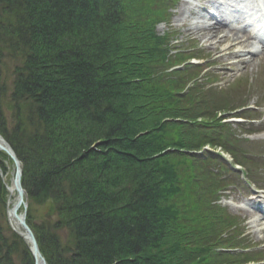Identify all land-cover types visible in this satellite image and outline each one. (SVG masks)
I'll return each instance as SVG.
<instances>
[{"label":"trees","instance_id":"trees-1","mask_svg":"<svg viewBox=\"0 0 264 264\" xmlns=\"http://www.w3.org/2000/svg\"><path fill=\"white\" fill-rule=\"evenodd\" d=\"M172 2L0 0V135L47 264L217 262L230 219L203 153L188 151L223 146L210 122L222 107L168 72L183 58L155 26ZM6 194L0 176V264H33Z\"/></svg>","mask_w":264,"mask_h":264},{"label":"rangeland","instance_id":"rangeland-1","mask_svg":"<svg viewBox=\"0 0 264 264\" xmlns=\"http://www.w3.org/2000/svg\"><path fill=\"white\" fill-rule=\"evenodd\" d=\"M236 1L237 0H178L176 8L174 9V16L171 23L172 30L169 31L174 33H170V36H174V42H177L181 48L196 47V52L194 53L201 57V60H192V62L200 65V67L196 68V70L206 67L205 65H210V67L205 70V76L203 77V80L211 82L213 78H216L218 80L212 85H220V87L210 88H216L215 91L212 90L209 93V95L211 94V99L215 97L217 101H220V99L226 98L225 96H228L227 99L229 100V105H227V107L236 106L240 103H246L247 100L250 106L255 103L262 105L264 104V52L258 56H251L250 54L244 52V47L235 46L233 51H238V53L236 55L234 54L233 57L227 60V62H235V64L233 65L232 69L226 70L221 65L215 63L211 65V63L216 61L215 58L219 55L218 51L226 47V45H228L230 42L227 40L218 42V37L217 39L215 38L212 40V48H210L206 46V43L203 40L206 37L205 31L201 30L199 34L200 37L194 34L195 32L193 30H191L193 33L188 31L190 28L193 29L197 28L198 26L204 28V23H209L212 18V16H207V14L210 12L217 13V9H221L222 6L227 7V4H232L236 7L239 5V2ZM245 1L246 0H242L240 7H243ZM191 7H203L205 10L203 9L201 14H193L191 12L187 13L186 11ZM197 10L198 9H195V13L198 12ZM165 31H168L167 26L161 24L157 27L158 33L162 34ZM167 35L169 36L168 32ZM239 38L245 39L243 34H239ZM247 45L251 44L247 43ZM238 57L241 58L239 62L237 61ZM247 81L249 82V86L246 85ZM220 90L225 91V93L222 94ZM255 113H257L256 115L260 116L259 120L254 121L253 125L244 127L243 131L250 129L256 132L264 129V106L258 109ZM225 120L228 124L227 126L231 128L232 131L235 129L238 133L242 132V129H240V124L243 123L242 118H227ZM246 136H249V138H246ZM0 137L3 138L1 135ZM240 137L243 139H241L239 143H235V153L237 152L236 154H239L243 163L249 167L247 170L251 178H255V185H250L247 180H245V176L241 173V171L237 173L236 171L230 169L229 165H227L229 170H222V178H228L226 180V184L228 185H224L227 190L224 192L220 202L222 205L227 206V210L225 211L226 215L232 216L233 219L237 218L238 228L236 230L223 228L222 232L220 233H223V235L226 236L227 241H230L232 244L237 245L238 247L254 245L257 246L258 249L262 250L261 256L263 257H255L256 259L260 260L258 263L254 261H249L246 263L244 262L246 261L245 258H239V255L235 264H264V230L259 227L260 221L258 222V218L262 217L263 209L254 206H246L249 209L247 212L238 209L239 203L245 204V201L248 199H252L253 202L255 201V204L264 200V130L251 135L244 133L241 134ZM205 147L208 148L207 146ZM240 149L243 151H240ZM213 151L222 153L224 156H226V158H228V155H230L229 153H227V155L221 152L218 147ZM2 153H4L9 159V161H4L6 166L4 168V172L2 171L3 174H5L6 180L9 181L14 174V163L11 157L1 149L0 161L3 160ZM261 158L263 159V163L260 162ZM251 171H254V176L251 175ZM257 187H260L261 190H258ZM8 196L9 195L7 194V198ZM20 210H22V207ZM10 231L16 233V231H12L11 229ZM20 236H22L24 239L23 235L20 234ZM227 250L228 249H221L220 254L222 256H227L228 254L231 256V254H234L233 252H239H229ZM18 256V253L13 255L15 264H21ZM224 261L225 259H222V263ZM229 262L230 259L227 260L226 264H229Z\"/></svg>","mask_w":264,"mask_h":264},{"label":"bare ground","instance_id":"bare-ground-1","mask_svg":"<svg viewBox=\"0 0 264 264\" xmlns=\"http://www.w3.org/2000/svg\"><path fill=\"white\" fill-rule=\"evenodd\" d=\"M192 8V7H191ZM188 9L186 12L187 13H193L195 14V9H198L202 12V10L204 9L199 8V7H193L192 10ZM197 10V11H198ZM248 12L253 13V6H251V4H247L245 3L243 5L242 8H239L238 11H235V14H242V17H244L245 14H248ZM211 21L207 24H204V28H201L200 26H198L197 28H190V32H192L191 30H193L197 36H199L201 30L205 31L206 37L203 39L204 42L206 43L207 47L212 48V40L213 39H217L218 37V42L220 41H229L230 43L228 45H226V47L220 49L219 55L215 58L216 61H213V63L221 65L224 67V69L226 70H230L232 69L234 62H227V60L231 57H233V55L237 54L238 51H233V48L235 46H239V47H244V52L247 53H251V54H255L254 52H257L256 49H252L251 47L247 46V43L245 40H242L238 37V35H232V37H228V35L222 34V35H218L220 33H222L223 31V27L218 25V20L215 16L211 15ZM193 33V32H192ZM200 37V36H199ZM217 48V47H215ZM241 60V58L238 57L237 61L239 62ZM1 144L2 141L0 140ZM170 150V149H168ZM165 152V151H164ZM14 177V176H13ZM13 177L7 181L5 178V174L1 173V180L2 183L5 187V189L8 192V198H7V210H6V216H7V220H8V224L11 228L12 231H16L18 233L24 234V230L22 228L21 225V219H22V210L21 207H19L16 211H14V206L16 204L17 198H16V192H15V188H14V183H13ZM256 200V199H255ZM261 204H258L259 206H264V202L259 201ZM247 203L250 205H257L255 204V201L253 202L252 199H248ZM29 226V225H28ZM257 231V230H255ZM37 264H41V260L38 257L37 258Z\"/></svg>","mask_w":264,"mask_h":264},{"label":"water","instance_id":"water-1","mask_svg":"<svg viewBox=\"0 0 264 264\" xmlns=\"http://www.w3.org/2000/svg\"><path fill=\"white\" fill-rule=\"evenodd\" d=\"M0 140L3 142V144L0 143V149L4 150L11 157V159L13 160V163H14L13 183H14V188H15L16 194H17V201H16V204H15L13 209H14V211H16L20 205H23V208L25 209V207H26V203L24 201L25 191H24V189L21 185V181H20L21 169H20V165H19V160L17 159L15 153L13 152L11 147L8 145V143L1 137H0ZM21 225H22V228L25 232L23 237L30 244L29 249H30L32 257H33V264H37V258L38 257L41 260V264H46L44 257L39 252L36 239H35L32 231H31L30 227L26 223L25 211H23V213H22Z\"/></svg>","mask_w":264,"mask_h":264}]
</instances>
